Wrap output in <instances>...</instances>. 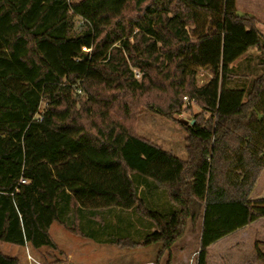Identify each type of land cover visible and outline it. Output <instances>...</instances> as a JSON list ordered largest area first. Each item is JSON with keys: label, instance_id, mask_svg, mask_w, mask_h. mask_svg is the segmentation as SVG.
<instances>
[{"label": "trees", "instance_id": "obj_1", "mask_svg": "<svg viewBox=\"0 0 264 264\" xmlns=\"http://www.w3.org/2000/svg\"><path fill=\"white\" fill-rule=\"evenodd\" d=\"M198 69L213 74L200 87ZM260 69L264 35L237 0H0V243L57 251L58 223L119 249L160 244L153 264H172L191 227L208 264L264 219ZM184 97L201 110L185 161L136 131L142 109L177 122Z\"/></svg>", "mask_w": 264, "mask_h": 264}, {"label": "rangeland", "instance_id": "obj_2", "mask_svg": "<svg viewBox=\"0 0 264 264\" xmlns=\"http://www.w3.org/2000/svg\"><path fill=\"white\" fill-rule=\"evenodd\" d=\"M237 7L242 15H248L258 21V28L264 35V0H237ZM76 27L81 22L77 18ZM130 46L134 45V37L125 39ZM120 42L115 46H119ZM90 50L86 51L89 52ZM249 55L257 56L258 52L253 49ZM256 61L253 62V65ZM136 78L140 79L137 69H133ZM260 69L256 75H260ZM213 78L209 70L198 69L196 84L203 86ZM82 95L83 93H77ZM185 111L175 118L177 122L169 120L156 111L142 109L136 123L137 134L150 140L162 150L173 153L181 160L187 159L186 137L183 128L201 112L189 99L183 98ZM190 107L191 109H187ZM264 197V171L257 181L251 199ZM50 235L58 250L44 247L35 250L32 246H19L9 243H0V252L6 256L17 258L20 264H153L158 257L161 245H153L140 249H119L110 244H100L92 240L83 239L72 235L58 223L50 228ZM240 237V242H225L224 246L214 249L207 260L208 264H246L256 256V248L253 247L254 236L264 240V221L249 230H241L234 234ZM232 240V239H229ZM234 240V239H233ZM200 236L198 230H187L185 237L172 248V264H197ZM264 254V248L260 250ZM224 256V257H223ZM168 255L161 259V264H167ZM222 262V263H221Z\"/></svg>", "mask_w": 264, "mask_h": 264}, {"label": "crops", "instance_id": "obj_3", "mask_svg": "<svg viewBox=\"0 0 264 264\" xmlns=\"http://www.w3.org/2000/svg\"><path fill=\"white\" fill-rule=\"evenodd\" d=\"M238 14L239 15H242L240 12H239V10H238ZM260 221H264V219H261V220H258V221H256V222H254V223H252L251 225H249V226H247V227H245V228H243V229H240V230H238V231H236V232H234V233H232V234H230V235H228V236H226V237H224V238H222V239H220L219 241H217L215 244H213L211 247H210V249H209V252H208V257H207V260H208V258L210 257V255H211V253H212V251L214 250V249H218V248H221V247H223L224 246V243L227 241H229V242H240V240H242V238H240V237H235L234 236V234H236V233H238L239 231H241V230H249V229H251V228H253L255 225H257ZM198 234H199V236H200V230H199V228H198ZM229 239H232V240H229ZM234 239V240H233ZM226 242V243H227ZM258 243V248H259V250H261V248L263 249L264 248V240H260V239H258V238H256V236H254V242H253V247L254 248H256V244ZM224 257V256H223ZM222 263V262H221ZM223 264V263H222ZM246 264H263L262 262H260L259 260H258V258H257V255L254 257V259L250 262L249 261V263H246Z\"/></svg>", "mask_w": 264, "mask_h": 264}, {"label": "built area", "instance_id": "obj_4", "mask_svg": "<svg viewBox=\"0 0 264 264\" xmlns=\"http://www.w3.org/2000/svg\"><path fill=\"white\" fill-rule=\"evenodd\" d=\"M83 50H84V51H88V50H90V49H86V48H84Z\"/></svg>", "mask_w": 264, "mask_h": 264}]
</instances>
